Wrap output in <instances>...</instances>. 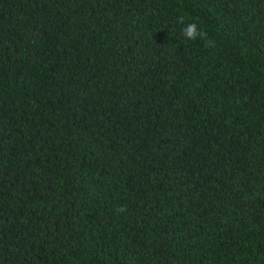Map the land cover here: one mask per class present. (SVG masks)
I'll return each instance as SVG.
<instances>
[{"label": "trees", "instance_id": "obj_1", "mask_svg": "<svg viewBox=\"0 0 264 264\" xmlns=\"http://www.w3.org/2000/svg\"><path fill=\"white\" fill-rule=\"evenodd\" d=\"M0 264H264V0H0Z\"/></svg>", "mask_w": 264, "mask_h": 264}, {"label": "clouds", "instance_id": "obj_2", "mask_svg": "<svg viewBox=\"0 0 264 264\" xmlns=\"http://www.w3.org/2000/svg\"><path fill=\"white\" fill-rule=\"evenodd\" d=\"M176 22L183 27L181 28V33L185 40L195 41L197 39L201 40L205 48L213 49L216 47V41L213 37H210L208 32L200 27V25L193 21L185 22V17L180 15L177 17ZM127 207L125 205H118L115 208V213L117 216L125 213Z\"/></svg>", "mask_w": 264, "mask_h": 264}]
</instances>
